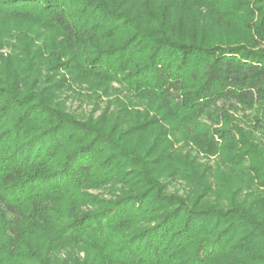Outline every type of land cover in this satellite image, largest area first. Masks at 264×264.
I'll list each match as a JSON object with an SVG mask.
<instances>
[{"label": "trees", "instance_id": "1", "mask_svg": "<svg viewBox=\"0 0 264 264\" xmlns=\"http://www.w3.org/2000/svg\"><path fill=\"white\" fill-rule=\"evenodd\" d=\"M156 1L0 0V264H264V161L259 196L226 202L217 176L221 196L198 206L159 191L154 144L126 141L153 115L206 126L207 152L242 141L226 104H264V24L207 44L190 15L226 24L264 0ZM90 79L128 93L117 114L67 110L62 93Z\"/></svg>", "mask_w": 264, "mask_h": 264}, {"label": "rangeland", "instance_id": "2", "mask_svg": "<svg viewBox=\"0 0 264 264\" xmlns=\"http://www.w3.org/2000/svg\"><path fill=\"white\" fill-rule=\"evenodd\" d=\"M161 1L163 0H160V3ZM227 2L230 1L226 0L225 3ZM254 4L256 6L254 8L260 10L250 16L239 13L246 16L240 20L236 18L237 12H225L222 20L227 25L217 23L215 17L210 14H207L204 19H195L190 15L192 19L190 21L194 27L200 28L198 22L205 29L202 32L197 30L196 36L204 39L207 44L217 39H225L223 41L236 44L244 40L246 32L248 37L254 39L252 41L254 42L258 38L255 35L254 26L264 24V18L262 19L264 3ZM262 28L264 29V26ZM106 85L96 86L95 79H90L82 87L73 84L70 89L67 88L62 93L67 110L81 118L90 115L98 117L108 113L117 114L123 106L122 101L127 100L128 93L117 83L111 84L117 91L111 88L106 89ZM146 106V103H137L136 106L134 104L133 110L144 112L147 109ZM127 107L130 109V105ZM226 108H228L230 117L233 118V123L243 128L244 136L238 137L242 140L241 142H222L216 151L208 150L207 152L201 143L198 144L201 140L202 127L206 126L177 124L176 120L161 119L155 115L153 116L156 123L149 131L126 138V141L137 146V150L141 153L146 151L148 144H154L153 149L147 155L157 157L158 161L151 165L154 166V176L159 180L160 192L178 196L189 195L190 203L196 201L195 204L198 206L210 205L221 196L216 197L215 194L218 186L215 177L218 176L224 179V183L229 184L231 194L222 195L226 202L242 200L246 194L253 192L251 195L259 196L256 190L257 182L260 180L254 169L258 168L259 160L264 161V127L262 124L264 104L260 105L259 109L249 108L242 104H235L231 108L226 104ZM139 116L140 114H132V118L127 123H123L121 129H126L129 125L141 120ZM210 126L209 128L214 131L225 127V125ZM248 142H252L251 145L247 144ZM196 181L197 185H195ZM101 190L103 189H90L89 191L95 194Z\"/></svg>", "mask_w": 264, "mask_h": 264}]
</instances>
